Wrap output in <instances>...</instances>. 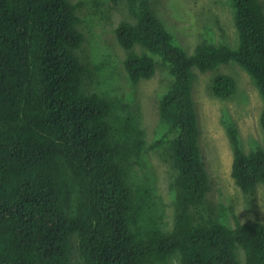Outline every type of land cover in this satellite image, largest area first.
Listing matches in <instances>:
<instances>
[{
	"label": "trees",
	"instance_id": "1",
	"mask_svg": "<svg viewBox=\"0 0 264 264\" xmlns=\"http://www.w3.org/2000/svg\"><path fill=\"white\" fill-rule=\"evenodd\" d=\"M230 1L237 45L216 42L207 29L190 55L148 0H0V264H165L174 256L179 264H240L239 249L246 264H264V224H230L206 204L196 73L237 63L264 99L263 2ZM109 2L129 15L114 29L130 87L121 97L86 92L88 70L76 52L86 42L79 11L102 19ZM154 56L171 80L149 142L135 94L155 76ZM211 89L228 99L237 85L217 74ZM260 123L264 132V109ZM227 134L231 176L253 194L264 185V149L246 153L233 125ZM149 152L173 171L171 230L162 198L137 179Z\"/></svg>",
	"mask_w": 264,
	"mask_h": 264
},
{
	"label": "rangeland",
	"instance_id": "2",
	"mask_svg": "<svg viewBox=\"0 0 264 264\" xmlns=\"http://www.w3.org/2000/svg\"><path fill=\"white\" fill-rule=\"evenodd\" d=\"M73 3L79 0H69ZM157 16L175 36L188 54H193L210 29L216 42L237 45L238 34L234 26L233 8L230 0H148ZM264 5V0H262ZM105 15L92 17L89 8L79 11V29L85 34L86 42L76 51L88 70L85 74L86 92H99L110 96H125L130 87L125 79V52L115 39L114 29L124 19H129L126 6L108 3ZM157 71L150 80H143L136 90V102L142 116V127L146 139L151 142L159 122L158 101L161 91L171 80L168 69L161 59L154 56ZM217 74L229 75L236 81L237 90L228 99L213 95L212 84ZM107 93V94H106ZM110 95V96H109ZM193 96L200 129V147L206 164L211 190L207 208L224 212L225 219L233 224L235 218L241 222L264 224V185L257 186L253 194H244L231 176L233 148L227 128L233 125L239 132L241 146L246 153L257 147L264 149V132L260 123L264 99L247 71L237 63L221 65L213 72H197L193 83ZM147 165L138 168L137 179L155 189L161 197L158 204L163 214V228L171 230L174 210L169 194L173 171L159 153L149 152ZM225 208V209H221ZM222 223V215L217 216ZM240 264H246L245 254L238 250ZM165 264H179L177 256Z\"/></svg>",
	"mask_w": 264,
	"mask_h": 264
}]
</instances>
